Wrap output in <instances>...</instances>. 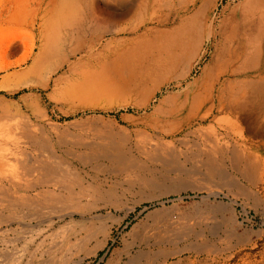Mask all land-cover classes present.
Masks as SVG:
<instances>
[{
    "label": "bare ground",
    "instance_id": "bare-ground-1",
    "mask_svg": "<svg viewBox=\"0 0 264 264\" xmlns=\"http://www.w3.org/2000/svg\"><path fill=\"white\" fill-rule=\"evenodd\" d=\"M1 5V86L11 76L29 78L22 84L17 79L20 85L10 93L24 86L37 94L26 104L22 96L16 104L0 98V116L17 118L0 132V146L14 145L9 158L18 166L1 168L0 180L14 183L22 175L27 182L10 185L52 189L30 197L9 192L0 181V224L47 215V234L38 241L25 240L15 248V240L0 239L10 246L1 249L0 264H31L36 253L63 259L83 254L82 260L100 248L114 212L87 216L100 206L118 210L126 194L141 200L161 186L162 178L140 174L144 160L160 161L175 172L177 183L170 187L175 193L191 185H216L259 204L264 167L241 144L264 139V0H3ZM197 67L198 77L189 81ZM42 94L56 103L103 99L104 112L121 107L130 114L117 122L80 118L73 122L78 132L60 131L53 141L19 112L24 107L37 120ZM235 125L243 127L233 140ZM55 145L69 146L58 154ZM104 173L124 179L103 190L99 177ZM159 212L148 213L152 224L131 229L125 254L134 245L182 241L181 248L157 251L161 264H181L184 255L188 264L201 257L205 264H264V245L253 239L254 230L239 229L228 217L219 219L209 209L196 212L201 215L195 216V229L194 219ZM74 213L81 218L79 227L69 222L53 228ZM204 217H211L210 223ZM114 221L110 224H118ZM28 233L23 227L16 239ZM98 234L103 239L87 248Z\"/></svg>",
    "mask_w": 264,
    "mask_h": 264
},
{
    "label": "rangeland",
    "instance_id": "rangeland-1",
    "mask_svg": "<svg viewBox=\"0 0 264 264\" xmlns=\"http://www.w3.org/2000/svg\"><path fill=\"white\" fill-rule=\"evenodd\" d=\"M2 2H3V0H0V7L2 6L1 5ZM19 55H20V53H18L14 57L10 58L9 61L16 60L17 58H19ZM206 59L202 62L203 64H206ZM201 64H200V66L203 65V64L202 65ZM195 70L196 71L193 72L191 79H189V81H192L198 77L199 72H200L199 68L197 67ZM3 75H4V73H0V81H1V77ZM17 79H19V83H21V84L24 82H27V80L29 81V78H25V79H27L25 81L24 78L20 79V78L11 76L10 78H8V80L4 84H2V86H1V82H0V86L2 87V88L0 87V98L16 104L18 99L21 98V96H22L24 98L23 103H25V104L29 103L31 100H33V99H31L32 97L30 95L31 94H37L34 90L29 91L27 88L22 86L13 94L10 93V91H12V89L15 88L17 84H19L17 82ZM32 79L33 78L31 77V80ZM22 80H24V82H22ZM174 92H175V90H174ZM105 103H106L105 100L97 99V98H95V99L79 98V99L70 100L68 102L56 103L54 100H51L48 97H46L45 94H42L41 99L39 101V107H40L41 115L39 117H37V120L34 119L33 116L30 114V112L25 110L24 107H22L19 110V112L21 111L20 113H22L24 116H26L31 121L32 125H34L35 123H38L42 127V129L45 131V133L48 134L51 137V139L54 141L56 139L57 134H59L60 131L61 132L67 131L69 133L78 132V130L75 129L73 122L80 119V118L86 119V118H93V117H100L101 116L102 118L104 117V120H111V121L117 122L118 118L120 116L130 114V110L126 111L121 107H115L113 109V111L104 112L101 108L104 107ZM18 104L22 105L21 103H18ZM73 109L78 110V112L75 116H72L71 114H69L70 112L73 111ZM0 122L1 123L4 122V124L6 123L5 125L0 124V129H1V127H3L2 130H0V132L4 134L5 129L7 130V127L9 126L10 122H11V124L14 122H17V118L11 116V114H7L4 116L2 115V116H0ZM118 124L121 126L123 125V123H121V122ZM58 126L60 127V129H58L59 128ZM242 127H243V125H241L239 127L236 125L233 126L232 132L236 134V135H234L233 140H236L238 138L237 136H238L239 132L241 131ZM34 128H35V130L38 129L37 126H34ZM71 130H72V132H71ZM230 130H231V128H229L227 130V132L231 133ZM82 133H84V135H85V132H82ZM230 136H232V133ZM17 141L14 140V142H15L14 144H16V146L19 147L20 149L24 150V152L26 151L25 153H27V155L30 156L32 153L31 152L32 150L30 151L29 147H26L22 143H18L21 140H19L18 142ZM224 141H227V140L224 139ZM228 141H229L228 143H231L230 140H228ZM238 143H240V142H238ZM2 145H4V143H2ZM2 145L0 146V151L3 152L2 156H4V154L6 155L8 153L6 156H4V158L2 156H1L2 158H0V170L2 168L3 170H1V171L4 172L5 169H8V168L10 169V165L11 166L13 165L15 167L17 165L15 163H12L10 158H9V156H10L9 152H11V153L13 152L12 150H14V147H12V146H14V145L13 144H12V146L11 145H4L5 147H3ZM65 146L66 145L59 148L57 145H55V151L58 154H63V152L67 150V147L69 145H67L66 148H65ZM241 146H242L243 150L251 152L252 157L254 159H257L260 162L261 166L264 167V139H260L257 137L255 139H252V141L248 142V144H246V145L241 144ZM179 148H180V150H183V148H181V147H179ZM29 152H31V153H29ZM29 158H31V157H29ZM180 159H181V157H180ZM144 161L142 162V164L145 165L146 167H143V165H142V170L140 171V174L142 173L145 176H153V177L157 176V178H162V180L160 181L162 187L159 186L160 188L157 187V188H153V190H149L148 191L149 197H147V198H146V196L143 197V198H146L147 200H145L143 198H140L141 200H139L138 196H135L132 194H130L131 195L130 196L129 194H126L125 199H124V203L122 204L123 206H120V209H118V210H114L111 207H106L107 209L102 208L103 206H100V208L98 207L99 209L97 208L96 212L93 210L89 214V216H87V217H92L94 219L95 218L94 215L96 216V214H98L100 216H103L104 214H106L107 211H111V209H112V212H114V216H112V217L109 216L111 218L106 217L107 218V226L108 225L109 226L106 229L105 241L102 243V246L100 248H98L96 250L92 249L95 242L103 239L102 235L98 234L95 237H93L89 241V243H87V248L92 249V252L86 258H84L82 260H80L79 256H82L83 254H79V256L76 258L70 257V258H64L63 259L60 256H57V257L52 256L51 258H48L46 253L45 254L36 253L35 254L36 258L30 260L31 264H111V261L112 262L118 261L117 262L118 264H122L124 262V264H125V263L131 262L132 260H133L131 262L132 264H154V263L155 264H157V263L161 264V263H163V261H162L163 258L157 254V251L159 253L161 250H169V249H173L175 247L178 249V248H181V246H183L184 242L174 241V242H171L170 244L164 243V244H162V246L161 245L155 246V245H151V244L150 245L148 244V246L147 245L146 246L145 245H140V246L134 245L128 254H125L126 252L124 253V251H123L124 245L128 244L132 240L133 233L130 234V232H131V229L133 227H135L136 232H138L141 230L142 226L145 225V227H146L147 224L150 225L153 223V219H154L152 217L153 215H149L153 211H160L161 213L165 212L163 214L164 215L168 214V216H170L171 214H172L171 216H176L178 214L184 215L185 217L190 218L189 220L194 219L193 220L194 224L196 223V226H197L198 223L195 220L197 218V215H199L200 213L203 214L204 211L206 212V210L209 209L211 211H214L215 215L219 219L224 220V219L229 218L230 222H233V224H235V225L237 224V226L233 225L232 223H230V224L239 228V229H242V230L244 229L247 231L251 230L250 232H252L254 230V232H252L253 239L254 240L256 239L255 241L260 246L264 245L263 244L264 243V196L261 198V200H259L260 201L259 204L254 203V205H253L252 200L245 198V197H242L239 194H238L239 195L238 196L237 193L235 194L231 190L228 191L226 188H221V186L219 187L216 185L206 186L203 189H200L199 187L191 185L187 189H182L179 192L175 193V192H173V189L170 188L173 184L177 183V180H175V172L173 173L171 170H169L170 168L168 169L167 168L168 166H166V164H165L166 168H163L164 164L162 162L160 163V161H153V162L145 161V164H144ZM4 162H5V164H4ZM155 162H157V163H155ZM158 162L160 164H158ZM28 165L30 167L33 166V164L31 162H29ZM159 165H161V166H159ZM16 168H18V166ZM146 169L149 172H147ZM158 175H159V177H158ZM167 175H169V176H167ZM120 177L121 176H115L112 173L100 174L99 182L101 184V189H103V190L108 189L107 187L121 182L124 178L123 177L120 178ZM16 179H15L14 183H10L9 178L7 179V181L5 180V178H4V180L2 179L0 181L4 185V188L6 187V189L9 192L14 191V192H19V193H26V196H30V197L36 195L39 192H47L48 189H52L51 187H47L46 184L45 185H39V186L34 187V188L29 187L27 189H18L19 187H16V186L13 187L12 185H15V184L17 185V183L19 185H22V183H25L26 177L22 176V175H18L16 177ZM16 181H19L20 183L19 182L16 183ZM27 181L28 180H26V182ZM10 184H12V185H10ZM159 192H160V194H163V192H164V194H166V195L160 196V194H158ZM19 195L20 194H16V196H19ZM205 196H207L206 197L207 199L206 198L204 199ZM86 201H87V198L82 199L83 203H85ZM196 212H200V213L198 214ZM176 213H178V214H176ZM194 214H196V215H194ZM231 214H232V216H231ZM192 215H193V217L191 218ZM210 215H212V214H210ZM195 216H196V218H195ZM118 218H120V219L118 220ZM210 218H205L204 221L208 224V223H210V220H211ZM232 219H234L235 222ZM80 220H81V218H80L79 214L74 213L72 218L67 217L59 223L56 222L53 225V228L58 227L60 223L65 224V223H69V222L71 224H73L74 227H79L81 224ZM112 221L118 222V224L115 223V224L111 225L110 222H112ZM18 223H19V225H18ZM191 224H193V223H191ZM22 226L26 229H29V233H28V235L24 236L23 238L16 239V234H17V232L21 231V229L23 228ZM196 226H194L195 229H198V226L197 227ZM0 229H2V232H3V233H1L2 235L0 234L1 240L5 239V241H7V240L13 239V240H15L14 247L20 248L23 244V241H25V240L38 241L39 239L42 238V236H45L47 234V215L44 217L38 218V219L21 218L20 217L18 219L12 220L11 222H6V223L0 224ZM255 231L256 232L260 231L259 232L260 234L255 233ZM7 247H10V246L7 243H3L2 241H0V251H1V249H6ZM139 251L141 254L139 253ZM141 251H144V252H141ZM145 252H147V253H145ZM137 253L139 254V256H137L138 255ZM146 254L148 255V258H146L147 257ZM40 256H42V257H40ZM83 257H84V255H83ZM137 257H138V259H137ZM183 258H184V260H183ZM26 259L27 258H22L21 262L26 261ZM177 259H179V258H175L172 261H176ZM203 259H204V257H201L199 259H193V262H194L193 264H201V263L205 264V263H203ZM182 260H183V262H181V264L182 263L188 264V261L186 260V255H184L182 257ZM62 261H64V262H62Z\"/></svg>",
    "mask_w": 264,
    "mask_h": 264
}]
</instances>
